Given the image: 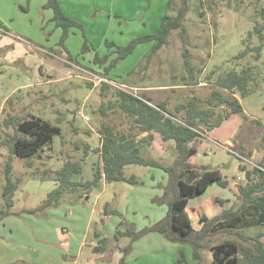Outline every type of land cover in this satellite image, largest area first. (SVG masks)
Segmentation results:
<instances>
[{"label": "rangeland", "instance_id": "obj_1", "mask_svg": "<svg viewBox=\"0 0 264 264\" xmlns=\"http://www.w3.org/2000/svg\"><path fill=\"white\" fill-rule=\"evenodd\" d=\"M228 2L232 1L217 5L218 13L206 10V16L201 17L199 0H188L186 42L180 29L172 30L168 43L145 68L154 41L139 43L133 53L118 61L116 46H126L134 38L156 33L165 14H178L183 6L181 0H60L64 13L81 24L70 27L65 38L64 28L53 20L54 10L46 7L48 0H0V120L9 113L23 116L30 112L59 124L63 132L55 137L50 148L47 146L30 160L11 157L6 146L0 149V208L4 205L7 165L11 162L13 178L23 179L14 195L13 211L20 215L13 216L24 222L21 218L27 213L26 217L35 221L30 223L40 227L42 235L37 236L43 250L51 254L56 251L64 264H73L75 260L63 246L67 247L70 235L73 246L78 247L79 230L84 228V264H121L124 255L126 264H211V247L215 244L233 240L242 247L252 246L234 233L213 234L202 240V258L197 259L192 244L172 242L156 231L137 240L131 236L117 237L123 219L142 229L167 216L169 203L163 198L171 197L165 195L169 174L160 167L127 165L126 175H136L142 184L107 182L103 178L91 189L79 186L66 191L56 206L35 213L23 211L39 207L58 186L57 171L67 156L81 159L87 154L82 162L83 176L85 180L93 179L94 170L102 164L97 151L102 141L98 130L102 122L122 119L120 111L114 113L107 106L116 100L115 92L122 90L123 85L135 87L153 103L167 101L168 114L181 117L176 111L178 103L196 97L206 99L217 89L215 81L220 74L240 70L250 62L255 67L253 85L257 90L241 99L244 113L193 142L197 152L190 159L197 171L218 170L229 183L227 187L210 186L205 194L190 199L189 206L211 196L226 200V208L241 204L238 185L246 183L241 164L250 167L251 159L264 163V48L259 61H253L251 55L239 62L233 60L246 48L244 39L253 28L256 4L245 0L235 9ZM259 6L264 7V0ZM256 44L258 38L254 37L252 45ZM184 50L188 51L199 85L182 84L183 76L190 75L187 80L191 81ZM97 55L108 59L103 64L95 62ZM207 76L212 77L213 83ZM103 82L111 86L104 92ZM9 98L13 100L10 104ZM144 155L168 165L175 161L178 152L173 140L166 142L156 135L152 144L144 147ZM243 155L247 157L244 161ZM79 177L76 175L73 180ZM50 209L58 210L57 215H49ZM196 227L200 229L202 225ZM243 232L255 236L264 232V227L245 228ZM101 237L107 238L104 255L91 260ZM261 239L264 242V235Z\"/></svg>", "mask_w": 264, "mask_h": 264}, {"label": "trees", "instance_id": "obj_2", "mask_svg": "<svg viewBox=\"0 0 264 264\" xmlns=\"http://www.w3.org/2000/svg\"><path fill=\"white\" fill-rule=\"evenodd\" d=\"M225 1H232L228 2V5H235L234 8L238 9L240 3L245 0H199L200 16L205 17L206 10L208 12L217 10L218 13L217 5ZM260 1L250 0L256 4L254 25L244 39L246 48L233 58L236 62L248 58L249 55L253 61H259L261 58L264 48V7L259 6ZM181 3L183 6L176 16L165 14L156 33L134 38L126 46L117 45L115 52L118 53V58L115 61L124 59L133 53L139 43L154 41L147 54L145 65L147 68V64L151 62L152 58L168 43L169 35L174 29L181 30L182 39L186 42L185 20L188 13V0H181ZM46 7L54 10L53 20L58 26L64 28V38L68 36L70 27H81L79 22L64 13L60 0H48ZM216 15L213 25H217ZM254 37L258 38L256 45H252ZM183 56L188 73L191 74V81L187 80L190 75L183 76L182 84L186 86L199 85L200 81L195 78L187 50H184ZM107 59L108 56L97 55L95 62L103 64ZM115 61L107 66V70L113 67ZM254 68L249 62L240 70L233 69L225 74H220L215 81L217 89L213 90L206 99L199 100L196 97L176 105V111L181 114V117L168 114L167 101L162 100L152 105L149 103L151 99L146 94L141 95L142 99L123 89L117 90L115 92L116 100L110 101L107 108L114 113L120 111L123 117L118 122H102L99 127L98 131L102 141L97 151L101 154L102 164L94 170L93 179L85 180L83 177L82 161L87 154L81 159L67 156L64 158L63 166L57 171L58 186L48 194L39 207L23 211L35 213L38 210L56 206L66 191L78 189L79 186L91 189L92 185L97 184L103 178L107 182L123 181L134 185L142 184L143 181L136 175H126L124 168L127 165L160 167L169 174L165 195L171 194V197L163 198L169 203L167 216L142 229H138L134 223L123 219L117 228V237L131 236L137 240L145 234L156 231L172 242L192 244L195 258L201 259L202 240L222 232L234 233L245 241L251 242L252 246L242 247L239 242L233 240L215 244L211 247L213 254L211 264H264V242L261 239L264 232H259L255 236H249L243 232L245 228L264 227L263 170L248 169L246 165L241 164V169L246 173V183L238 185L241 199V204L238 206L226 208V200L217 196L210 197L194 207L188 205L190 199L204 193L212 184L216 183L221 187L228 186V180L224 179L218 170L205 169L203 172L196 170L195 164L190 160L197 152L193 142L233 116L244 113L241 99L257 90L256 85H253ZM207 78L213 83L210 80L211 76H207ZM110 87L106 82H103L101 86L103 92ZM235 94H238L240 98ZM103 95L105 94L103 93ZM12 101L9 98L7 103L10 104ZM101 111L105 113L106 110L101 108ZM62 133V127L59 124L40 115L27 112L23 116H18L9 113L8 117L0 120V149L2 146H6L11 157L17 156L30 160L43 152L47 146L50 148L55 137ZM156 135H159L163 141L173 140L175 142L178 155L171 164L166 165L159 159L148 158L144 155V147L150 146ZM260 165L264 167L263 162ZM12 168V163L8 162L6 185L3 190L4 205L0 208V237L3 220L9 216L20 215V212L13 211V207L15 192L23 179L22 177L14 179L11 173ZM76 175L80 176L78 181L73 180ZM155 200L163 201L160 198ZM198 221L202 222V227L197 230L195 224ZM99 235L96 233V236ZM106 239V237L100 239V244L95 248L97 251L104 250V240ZM128 249L126 248V252ZM181 253L184 255L182 251ZM125 256L121 259V264H126ZM181 262L180 259L179 263Z\"/></svg>", "mask_w": 264, "mask_h": 264}, {"label": "crops", "instance_id": "obj_3", "mask_svg": "<svg viewBox=\"0 0 264 264\" xmlns=\"http://www.w3.org/2000/svg\"><path fill=\"white\" fill-rule=\"evenodd\" d=\"M161 87H163V86H161ZM132 88H135V87H132ZM149 103L154 105V103L152 101ZM152 158H155V157H152ZM84 171H85V169H84ZM83 174H84V172H83ZM93 174H94V172H93ZM88 179L91 180L92 178H88ZM78 180H79V178L76 180L74 179V181H78ZM212 185H214V184H212ZM212 185H210V186H212ZM209 187L206 189V191L209 189ZM206 191L202 194H205ZM160 193H162V191H160ZM200 196H201V194H200ZM211 197H215V196H211ZM206 200H204V201H206ZM203 202H201V203H203ZM201 203H199V204H201ZM199 204H197V205H199ZM197 205H195V206H197ZM57 213H58V210H51L50 209L48 214L49 215H57ZM26 215H27V213H25V215H23L21 218V219H23L24 222L19 220V218H17V216H10V217H7L3 220L2 225H1V234L2 235L0 237V264H64L62 262L61 257L59 256V254L56 251H54L51 254V251L43 250V247L38 243V241L40 239L38 236L41 237V235H42V234H40V227L36 226L35 224L31 225L30 221H32V222H35V221H33L31 218L26 217ZM25 220H27V222H29V223H27ZM14 224H17V225H14ZM27 225H31L30 228H27ZM197 225L201 226L202 222L198 221L195 224V227ZM85 229L86 228H84V230H79V240H78L79 246L78 247L73 246L74 239L72 237H70V235H69V239H68V243H67L68 245H65L67 247L63 246V249L66 251V254H70L72 259L75 260V261H73V264H84L81 262V258L83 256L84 246L87 245V237H85V232H86ZM197 230H198V228H197ZM43 238L48 240L47 237H43ZM101 238H103V237H101ZM99 244H100V242H99ZM97 246H98V244L95 247H97ZM93 253L95 254V258H92L91 260H94V261L99 259L101 256L103 257V255H104L101 251H97L96 249H95V252L93 250ZM78 260H80V263H78L79 262ZM104 264H106V263H104Z\"/></svg>", "mask_w": 264, "mask_h": 264}, {"label": "built area", "instance_id": "obj_4", "mask_svg": "<svg viewBox=\"0 0 264 264\" xmlns=\"http://www.w3.org/2000/svg\"><path fill=\"white\" fill-rule=\"evenodd\" d=\"M103 80L109 82V80H107V79H103ZM121 88H122L123 90H125V91H127V92L133 94V95L136 96V97L142 98V96L139 95V93L136 91L135 88H132V87H129V88H128V87L125 86V85H123V87H121ZM142 99H143V98H142ZM144 100H145V99H144ZM85 120H88V117H87V116L85 117ZM203 136H206V135L204 134ZM242 158H243V161H244V159H246L247 157H245V156L243 155ZM251 161H252V162H251L250 167L246 166L248 169L259 168V169H261V170L264 171V167H263V166H261L259 163H254L252 159H251ZM242 164L246 165V163H242Z\"/></svg>", "mask_w": 264, "mask_h": 264}]
</instances>
